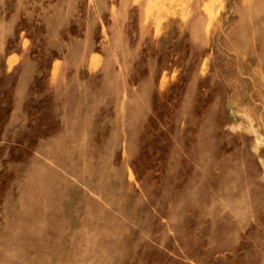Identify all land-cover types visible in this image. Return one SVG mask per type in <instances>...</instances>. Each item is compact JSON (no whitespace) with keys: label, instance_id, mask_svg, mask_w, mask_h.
<instances>
[{"label":"rangeland","instance_id":"374dc122","mask_svg":"<svg viewBox=\"0 0 264 264\" xmlns=\"http://www.w3.org/2000/svg\"><path fill=\"white\" fill-rule=\"evenodd\" d=\"M0 264H264V0H0Z\"/></svg>","mask_w":264,"mask_h":264}]
</instances>
